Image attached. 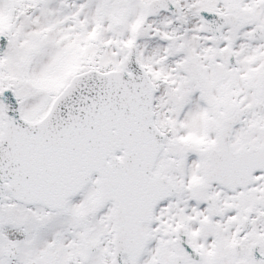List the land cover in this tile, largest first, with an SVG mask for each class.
Instances as JSON below:
<instances>
[{
    "label": "snow or ice",
    "instance_id": "1",
    "mask_svg": "<svg viewBox=\"0 0 264 264\" xmlns=\"http://www.w3.org/2000/svg\"><path fill=\"white\" fill-rule=\"evenodd\" d=\"M0 264H264V0H0Z\"/></svg>",
    "mask_w": 264,
    "mask_h": 264
}]
</instances>
